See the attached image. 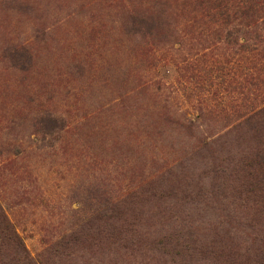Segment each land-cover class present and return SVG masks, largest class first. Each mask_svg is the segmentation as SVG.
I'll return each mask as SVG.
<instances>
[{
  "label": "rangeland",
  "instance_id": "obj_1",
  "mask_svg": "<svg viewBox=\"0 0 264 264\" xmlns=\"http://www.w3.org/2000/svg\"><path fill=\"white\" fill-rule=\"evenodd\" d=\"M200 14L0 0V264H264V72Z\"/></svg>",
  "mask_w": 264,
  "mask_h": 264
},
{
  "label": "trees",
  "instance_id": "obj_2",
  "mask_svg": "<svg viewBox=\"0 0 264 264\" xmlns=\"http://www.w3.org/2000/svg\"><path fill=\"white\" fill-rule=\"evenodd\" d=\"M191 1L195 4V7L200 9V16L209 21V24L211 22L213 40L219 45L222 44L226 50L233 49L235 54L249 53L251 55L253 73L249 74L248 79L254 88L259 89L261 74L264 72V62H262L264 60V0ZM159 14L161 16V13ZM160 16L152 14L145 19L139 18V32L143 31L146 35H152L154 30H157L160 26ZM218 18L221 22L218 21ZM186 65L192 68L193 62H188ZM205 102L207 101L203 100L202 107H208ZM214 102L212 106H215V108L211 111L217 112L216 107L220 104ZM209 109L204 108L203 110L208 111ZM211 111L209 110V112ZM243 123L253 125V128L258 130L259 135H262L264 132V98L261 99L259 105L253 103V107L248 111ZM4 221L6 220L3 217ZM6 229L9 230L10 226L3 230ZM1 231L0 248L2 242Z\"/></svg>",
  "mask_w": 264,
  "mask_h": 264
}]
</instances>
